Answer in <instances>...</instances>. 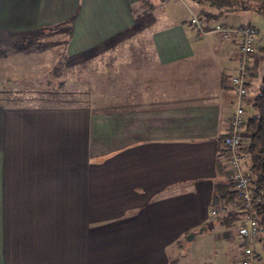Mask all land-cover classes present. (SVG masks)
Masks as SVG:
<instances>
[{"label":"crops","instance_id":"0c3cea01","mask_svg":"<svg viewBox=\"0 0 264 264\" xmlns=\"http://www.w3.org/2000/svg\"><path fill=\"white\" fill-rule=\"evenodd\" d=\"M191 12L182 0H0V264H182L184 239L209 231L239 237L243 256L239 224L211 213L241 35L210 21L199 36ZM256 43L245 107L262 82ZM90 66L125 88L94 102L124 108L17 94Z\"/></svg>","mask_w":264,"mask_h":264},{"label":"trees","instance_id":"16d2710c","mask_svg":"<svg viewBox=\"0 0 264 264\" xmlns=\"http://www.w3.org/2000/svg\"><path fill=\"white\" fill-rule=\"evenodd\" d=\"M202 5L200 14L203 16L205 25L208 28V23L216 19L223 12H229L233 10H250L262 14L264 16V0H193ZM264 52V47L262 48ZM57 74V73H52ZM120 75V74H118ZM116 80L117 77L106 75L108 80ZM120 76H118L119 78ZM71 79L68 82H59V89L62 91L69 90L68 88L79 87L78 83ZM87 82H90L86 78ZM90 88V87H89ZM78 89V88H77ZM82 91L80 88L76 91ZM104 91L108 95H120L124 97V87H111L109 83L105 86L102 85L97 92ZM72 93V90L69 91ZM75 91L70 94L73 95ZM86 95L93 93L92 90L84 91ZM96 92V91H95ZM55 93V92H54ZM63 93V92H62ZM77 94V93H76ZM98 96V95H97ZM76 100V99H75ZM87 105L92 106L94 112L110 113L114 110L124 108V101L116 103H95L87 100ZM252 106L256 110V114L249 116L247 119V138L248 143L244 147V151L250 156V165L248 167V173L251 176L250 189L255 199V216L258 219L259 225L262 229L261 240L264 243V74L262 82L259 88V92L252 100ZM228 157V151L223 149V152L216 160L217 181L214 184L213 197L211 201L212 208L222 211L227 207H233V209L218 216V220L226 227H231L236 224H240L242 219V210L240 209L241 194L235 188L230 179L227 178L226 159Z\"/></svg>","mask_w":264,"mask_h":264},{"label":"built area","instance_id":"2783aa9c","mask_svg":"<svg viewBox=\"0 0 264 264\" xmlns=\"http://www.w3.org/2000/svg\"><path fill=\"white\" fill-rule=\"evenodd\" d=\"M194 23L198 29V35L203 36L209 28L206 27L201 17L195 16ZM213 31L223 34L229 38L233 34L241 35L239 47L240 63L238 71L232 77L234 90L237 94L235 110L232 114L229 133L225 137V147L228 151V160L231 168V181L242 196L240 209L243 211L239 224V233L243 241L242 264H264L256 251V243L261 239L262 229L255 216V197L251 193V176L246 168L247 152L244 151V139L247 136L245 98L248 94V83L250 76L251 56L259 50L256 36L259 29L251 23L239 26H227L216 24ZM233 207H227L222 211L213 208L211 213L218 217L230 212Z\"/></svg>","mask_w":264,"mask_h":264},{"label":"rangeland","instance_id":"374dc122","mask_svg":"<svg viewBox=\"0 0 264 264\" xmlns=\"http://www.w3.org/2000/svg\"><path fill=\"white\" fill-rule=\"evenodd\" d=\"M183 1L186 2V5H188L189 9L192 11L191 16H193L194 13L195 14L200 13L202 9V5L200 3L193 1V0H182V2ZM250 17H251V24L256 26L259 29L258 36H256V42L258 40V42L261 41L263 44L264 42V16L257 12H248V11H242V10H233L229 12H223L216 19L213 20V22H215L213 26H215L218 23L224 24L227 26H239V25L245 24L249 20ZM193 63L194 61H191L189 64H193ZM92 67L93 66L89 67L88 69L89 72L87 71L85 73L86 75L84 74L85 76L81 74L82 72L79 73L76 70L66 75L64 73L66 77L67 76L70 77V81L71 79H75L74 81H76L77 83H78V78L80 76L85 77V79L88 78L90 82L86 81L85 84L84 83L80 85L78 84L79 87L77 88L78 89L80 88L82 91L76 92L78 89L71 87V88H68L69 90H66V91L64 90L62 93V90L61 91L58 90L59 83L55 82L54 86H49V87L19 88L21 89L22 92L17 90L18 91L17 94L21 95L19 97H22L25 99H27L26 98L27 96L28 98H32V97L36 98L39 96L43 97L46 95L51 96V97L53 96L54 98H52L53 99L52 102H55V103L60 102V100L72 101L73 99H77V98L79 100H83L86 102L87 100H90V102L92 101L94 102L95 96L97 95L108 97L109 95L105 94L104 91H99V92L97 91L98 89H100V87H102L101 85L105 82L104 78L106 77V75L110 73L108 72L95 73L94 70H92ZM187 72L190 75V77L194 75L193 77L195 79H197L198 76L202 78V74L206 73L204 72L203 68H200V69L197 68L194 71L195 74L193 73V71L191 72L187 71ZM263 74H264V70H261L260 71L261 78ZM261 78H258V80H261ZM198 81H200V79ZM259 88H260L259 85H257L255 89H253L251 93L249 94V96L251 97V101L259 92ZM71 90H72V93L75 91L77 94L75 93L73 95H70L72 94L69 92ZM89 90H92V92L93 91L94 92L89 93V95H86L84 91H89ZM229 94L234 100V104H236L235 94L233 92L232 93L230 92ZM23 95H25V97ZM4 96L6 97V95ZM246 107H247V112H246L247 116H252L256 114V110L252 105H246ZM99 133H100V136H101V133L102 135H105V133L108 135V131L107 132L100 131ZM118 133L119 135L117 136V138L121 140L125 138L124 134L121 133V131H119ZM247 141H248V138L246 137L244 139V142H247ZM224 147H225V144H224ZM250 161H251L250 156L247 155L246 168H248V165H250ZM214 232L215 231L199 233L196 237H193L194 234L190 233L188 237L184 239V246L186 250L185 252H187L188 256L183 257L182 264H187V263H191L194 261L198 264H242V253L240 249L235 247V245L240 243V238L236 237L234 239H230L229 241H226V239H217L214 236ZM256 246H257V250L261 252L262 258L264 261V248H263L262 243L258 242ZM183 252H184V249H183ZM180 260H182V257Z\"/></svg>","mask_w":264,"mask_h":264}]
</instances>
